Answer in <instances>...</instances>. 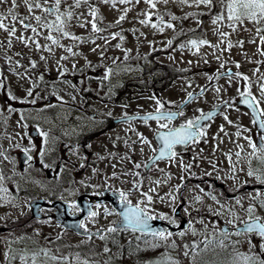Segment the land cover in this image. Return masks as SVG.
Segmentation results:
<instances>
[{
    "label": "rangeland",
    "instance_id": "374dc122",
    "mask_svg": "<svg viewBox=\"0 0 264 264\" xmlns=\"http://www.w3.org/2000/svg\"><path fill=\"white\" fill-rule=\"evenodd\" d=\"M16 3L17 7L14 9L16 14L29 16L23 0H16ZM67 3L71 4L72 0H67ZM11 7V0H5L4 3H0V13L6 15ZM66 7L67 4L62 5V10ZM93 7L98 9V17L105 29L101 34L92 33L90 23L83 28L79 27L75 19L71 21L68 28L74 35L86 38L80 43L84 53L79 56V63H87L91 60L92 62H102L101 64L107 67L105 71L99 66L94 68L100 72L101 82L107 81L113 91L115 90L119 95L125 97L116 104L102 103L101 96H105L107 91L100 86L98 98L101 103L97 104L98 110H106V114L111 115H115L112 114L115 112L117 114L148 112L156 110L157 100L163 101L166 109L177 108L186 100L189 93H197L203 89L204 94L182 110L184 115L180 119L181 122H186L221 103L227 102V105L218 117L205 126L206 135H203V138L195 144L202 148L191 147L192 151L200 153L198 159L202 155V151L205 150V153L212 155V157H207L209 165L211 163L218 164L217 166H213V164L210 166L197 165L194 167V171L192 170L193 173L197 174L201 169L215 170L217 167H223L228 162L225 160L228 159L226 154L232 152L234 155L238 152L239 156H231L232 164L224 166L226 170L221 168L219 172L224 171L221 175L217 173L226 182L228 188L233 189L249 177L245 173L243 176H239L240 172H248L250 168L261 167L255 157L264 156V152L257 148L253 154V148L249 144L244 147L245 151L242 150V134L238 133V128L243 125L252 126V120L248 110L239 106L237 101L239 99L238 90L244 91L246 87L250 86L252 95L260 101V110L264 111V97H261L260 93V85L264 84V55L261 54L264 52V42L261 41L264 30L259 34L256 32L257 27L264 29V22L256 25L245 21L243 25L236 24V30L233 31L228 26L230 22L226 19V9L221 6L219 0H213L211 10L205 5L197 6L193 0H189L187 4H181L179 0H168L167 4L157 3L155 9H150L144 0H140L139 3L132 0L131 3L125 4H120L119 0H116L115 6L112 3H104L103 0H88L87 3H82L79 8H74L73 11L81 19L91 21L92 17L89 12ZM126 9L128 11L125 13ZM146 11L159 13L163 16L165 23L173 24V28H165L161 33L150 25L140 24L139 21L145 19L143 13ZM222 12L225 14V19L214 25L213 17ZM36 14L41 15L39 11ZM122 15L125 16V19L116 24ZM173 16L177 19H172ZM151 22H156V15H153ZM6 23L13 22L8 20ZM109 25L113 26L109 27ZM15 26L20 29V33L30 31H25L21 25L15 24ZM42 31L48 34L46 29ZM115 33H119L124 39L121 40L120 36L113 39L112 36ZM220 33H227V36L222 37ZM52 34L57 36L65 47L51 45V42L44 38L38 37V40H41L42 45L52 48V52H41L40 57L57 54V59L51 63L53 70L56 71L61 67V55L68 53L65 48L71 45L72 40L62 38L57 33ZM105 37L108 38L107 41L104 39ZM7 39L12 40L13 37H9L7 32L0 30V76L6 74L8 78L4 83H0V153H2L0 162L6 167L5 170H8L7 174L12 176L9 165L12 166L14 160L18 163L17 153L19 150L28 151L33 157L40 159L49 153L51 147L62 145L65 141L76 142L77 140L65 136L66 130H69L66 126L68 121L66 119L70 113L66 112L67 110L57 106L59 103L55 101L52 103L51 109L42 106L48 94L59 90L61 86L57 83L55 86L48 84L50 73L39 74L29 80L28 74L24 72L27 76L25 77L20 69L22 65L20 56L18 53L12 52L8 43L4 45ZM202 39L207 40L208 44L199 45L198 51L188 45L191 40H195L199 44ZM170 40L172 41L171 45L168 44ZM228 43L233 45L231 49L228 48ZM118 44L120 47L116 46ZM182 44L186 46L181 48ZM213 45H219V47H212ZM125 49H128L129 52L127 53ZM39 63L45 66V62L39 61ZM153 63L155 65L164 63L169 67H165L163 64L164 66H160L157 71H154ZM141 64L148 70V74L142 69ZM221 64L224 67H221ZM237 64L239 67L236 66ZM109 69L112 70L110 73ZM229 70H232L233 74L231 80L226 75ZM235 73H240L241 76L237 77L234 75ZM106 75L107 79H105ZM41 76H43L42 80ZM243 76L249 77V80H243ZM155 77L159 80L156 81ZM148 78L149 80H147ZM163 79L165 82H162ZM29 90L32 92L31 96L28 95ZM69 94L76 99L72 91H69ZM10 96H14L16 99H10ZM21 101L26 102L22 103ZM10 108L11 111H9ZM225 116L228 117L227 120L224 119ZM262 117L264 120V116ZM78 122L81 123V119H78ZM159 123H165V121ZM159 123L137 124L133 122L131 135H126L130 124L119 125L116 131L111 133L110 142L114 148L130 154L139 164L153 154L152 150L155 147L153 134L160 128ZM168 126H171L170 123ZM221 127H223V131H221ZM33 130L38 131L36 137L30 136ZM41 133H47V143ZM106 135L108 134L106 133ZM145 135L150 144L141 140V137ZM98 141H101V144L107 142L103 137H100ZM42 152L43 155H41ZM214 158H217L218 162H214ZM197 162L198 160H195L193 163ZM144 164L140 163L143 167ZM186 164L187 159L183 155L158 164L155 167L158 171L150 173L148 179L143 183H141V178L143 179L144 169L136 168L131 162L115 161L111 168L118 172L117 185L125 181L127 188L130 189V187L134 188V184H138L132 194V199L136 203L145 200L142 193L154 188L155 192L149 193L153 197L152 202L148 204L145 201L140 205L147 207L152 215L164 213L175 220L173 209L178 204L181 184L185 178L193 175V173L184 172ZM261 171L264 172V168ZM137 173L138 175H136ZM156 181L160 183L157 184ZM259 191L261 195L256 199H253L256 191L246 197L244 199L246 205H244L240 197L235 200L222 199V194L218 190L212 194L216 197L213 200L211 197H206L194 185L185 195L186 200L190 202L185 210L186 216L190 211L199 212L206 207L210 212L202 216L192 215L191 226L183 232V236L178 233L170 236L167 240L159 238L144 240L143 244L148 247V250L151 249L157 254L156 260L167 259V264H193V257L198 252L197 246L207 239L228 241L232 245L233 253L241 257L249 256L264 261V251H261L264 239L258 235H236L235 231L225 235L221 231L223 222L235 225L250 218L248 212L250 206L255 210L253 215L264 220V207H261L260 204V201L264 200V191ZM2 193L4 198L0 206H4V213H0V216L12 219L25 213L26 206L23 201L12 202V198L6 191H2ZM161 197L163 200L160 199ZM237 200L240 202L237 203ZM222 211L225 212L222 213ZM102 216L99 215V217ZM20 231L19 234L8 231L1 236L0 264H33L34 254L36 255V264H66L65 261L59 259L61 257H68L67 264H75L77 254L80 255L81 260H89L90 264H127L129 262L120 254L119 249L114 247L112 236L96 240L95 246H91V248L81 247L55 251L50 247V243L53 242L50 237L59 235V231L53 227L42 226L33 231L22 228ZM123 235L128 236L127 239H129L133 233ZM71 240L73 242L81 241L77 238ZM137 241H140V238L134 237V242ZM42 244L47 246H42ZM154 244L158 247L153 248ZM173 244L175 247L172 246ZM46 247L49 256L58 258L56 261H52L44 255ZM105 247L110 251L105 253ZM5 253L14 258L6 259ZM21 256H24L25 259L21 260Z\"/></svg>",
    "mask_w": 264,
    "mask_h": 264
},
{
    "label": "flooded vegetation",
    "instance_id": "af4514ba",
    "mask_svg": "<svg viewBox=\"0 0 264 264\" xmlns=\"http://www.w3.org/2000/svg\"><path fill=\"white\" fill-rule=\"evenodd\" d=\"M97 75L100 76L99 73H97ZM102 85L108 92H111L110 85L107 81L102 82ZM106 96L107 99H103L102 103L107 104L110 102L111 104H116L124 99L121 95ZM95 99L93 103L88 102L83 107H80L78 111V115L82 120L80 129L83 132L79 141L64 142L62 145L50 149L51 152L44 158L40 157V159L32 158L30 155L24 154L21 163H17V165L12 164V166L9 165V170L13 175H8L7 181L5 180L4 173L5 166L0 162V177H3V179H0V188L7 189L6 192L14 198L13 200L19 201L20 199H24L27 204V210L23 215L13 217L12 219L7 218V216H0V232L9 230L14 231L22 226L31 229L49 224L52 225L54 220L51 216L56 214L59 209L61 211L67 209L69 217H77L79 223L83 222L87 230H105L103 233L105 234L107 233V228L114 227L117 222V213L111 205L110 196L116 193V195L119 196L120 192H124L128 194V200L132 201L133 192L132 189L129 190L127 188L125 181L117 185L118 175L111 167H113L115 161H133V158L126 154L124 150L120 152L121 150L113 147L110 142L111 133L115 132L119 125L130 124V128L126 130V135H131V124L133 122L137 124H146L149 121L132 120L118 122L119 119H123L132 114H117L116 112L112 113L115 115L106 114V110L100 111L97 109V104L101 103V101L98 97ZM83 115H85L86 118ZM184 123L186 122H182V124ZM182 124L180 123L179 125ZM206 124L202 126L204 131L206 130ZM106 133L108 135H106ZM235 133H237L236 130ZM238 133L242 134L241 147H243V151H245L244 147L247 144L250 145L249 138L259 149L260 146L264 144V140L260 139V136L264 135V132L259 131L256 126L248 127L243 125L238 128ZM71 137H73V135H71ZM100 137H103L107 142L101 144V141H98ZM202 137L203 136H201L197 142H199ZM230 140H233V138H230ZM197 142L190 143L186 147H177L175 149L176 156L179 157L183 155L184 158L187 159L186 166L190 165V167H185L184 172L186 173H193L194 167L197 165L204 164L210 166L213 164V166H217L218 164L211 163L209 165L208 158L212 157V155L211 153H205V150L202 151V155L198 159V154L200 153L192 151L191 149V146L202 148L200 145H195ZM232 155V152L226 154L228 159L225 160L228 162L224 164L223 167H217L215 170L201 169L197 174L193 173L192 176L185 178L182 188L178 193L179 199L182 201L186 193L194 185H197L200 190L203 191V194L220 190L225 197H227V194H230L231 199L242 197L248 194V192L256 191H251L253 189L252 187L257 189L259 185L256 183L257 180L255 178L252 179L248 177L244 179V182L237 188L231 190L226 189V191L219 188V185L213 181V179H219L220 182L224 181L220 176L224 171L219 172V170L221 168L226 170L224 166L226 167V165L232 161ZM233 156H237V154ZM29 157H31V159H29ZM229 157L231 159H229ZM195 160H198L196 164L193 163ZM214 162H218V159L214 158ZM154 169L155 167L148 171L150 172ZM244 173L248 176L247 172H240L239 176H243ZM3 198V193L0 191V204ZM32 199L45 201V205H42L41 209H39L35 215L29 208V203ZM97 205H99V207H97ZM188 205L189 202H186V208ZM3 207L4 206H0V213H4ZM106 209L111 211L112 214L105 215ZM90 211H95L98 215L94 218H89L88 214ZM39 213H42L43 217H41ZM193 213L197 214V212ZM193 213H189V218ZM84 214H86L85 217L83 216ZM99 215L103 216L99 217ZM177 219L179 222L180 219ZM68 233L75 234L73 231L61 227V238L67 240L68 237L66 234Z\"/></svg>",
    "mask_w": 264,
    "mask_h": 264
},
{
    "label": "snow or ice",
    "instance_id": "6c2138e0",
    "mask_svg": "<svg viewBox=\"0 0 264 264\" xmlns=\"http://www.w3.org/2000/svg\"><path fill=\"white\" fill-rule=\"evenodd\" d=\"M5 0H0V3H4ZM88 0H72L71 4L67 3V0H23V3L25 7L28 10L29 16H19L16 14L14 9L17 7L16 0H11L12 7L8 10L7 14L5 15L4 13H0V30H3L4 32H7L9 37H16V32L17 28L15 26L16 23H19L21 27L25 30L28 31L30 30L31 33H33V36H29L25 38L23 35L20 37H17L22 43H25L27 46L28 41L31 40L33 43H35L37 50H40L43 48L44 50L48 52H52V48L48 45H41L35 37L38 36H43V38L47 41L51 42V45H55L58 47H65L60 43V39L57 38V36H54L52 33H57L59 34L60 37L62 38H68L71 39L74 42H81L86 40V38L74 35L72 32L68 30L71 21L75 19L77 25L81 28L85 27L87 24H91V32L92 33H99L101 31H104V29L98 27L97 25V20L99 19L98 17V9L96 8H91L89 15L92 17L91 21H88L86 19H81L80 16H76L74 14L73 9L74 8H79L82 3H87ZM104 3H112L113 6H115L116 0H103ZM132 0H119L120 4H125V3H131ZM140 0H136V3H139ZM189 0H179V3L181 4H187ZM193 2L199 6V5H205L207 6L210 10L213 7V0H193ZM221 6L226 9V19L230 22L229 27L233 29V31L236 30L235 25L240 24L243 25L245 21L251 22L256 25H260L261 22H264V0H219ZM144 3L149 6L150 9H155L157 6V3H164L167 4L168 0H144ZM67 4V7L62 10V5ZM39 11L41 15H37L36 12ZM128 10H125V13ZM145 19H142L139 21L140 24L142 25H150L153 29L163 32L165 28H173L172 23H165L164 18L162 15L159 13H152L150 11H146L143 13ZM153 15H156V22L152 23V17ZM170 15V14H169ZM190 15H195V14H190ZM51 17V19H49ZM125 19V16L122 15L120 16L119 20L116 21V24H119L121 21ZM172 19H177L175 16L172 17ZM225 19V14L222 12L221 14H218L213 17L212 23L214 25L218 24V22L223 21ZM11 20L13 23L9 24L6 23V21ZM31 21H35V24H33ZM113 25H109V27H112ZM46 29L48 31V34L46 36L43 35V32L41 30ZM262 30V28L257 27L256 32L259 34ZM222 37L227 36V33H220ZM116 36H120L119 33L113 34L112 38L115 39ZM106 41L108 38H104ZM120 39L123 40V36H120ZM261 41L264 42V36L261 37ZM94 42V41H93ZM223 42V41H221ZM242 43V42H241ZM168 44L171 45L172 41H168ZM208 44L207 40H200L199 44L195 40H191L188 42V45L191 47H194L199 50V45H204ZM9 47H11V39L8 41ZM73 46H68L65 48V50L70 54V55H78V53L73 52ZM117 47H120V45H116ZM186 45H180L181 48H184ZM212 47H219V45H213ZM233 45L231 43H228V48L231 49ZM95 51V49H93ZM264 55V52L261 53ZM62 60L68 59L67 56L61 57ZM41 60H45L44 56H41ZM59 63V62H57ZM35 62L32 63V67H35ZM239 67V64L236 65ZM75 67V65H73ZM221 67H224L223 64H221ZM109 73L112 71L111 69L108 70ZM61 75L64 73L61 72ZM219 75V74H218ZM229 80H231L232 73H227ZM237 77H240V73H235ZM243 80L248 81L249 77L243 76ZM40 79H43V76L40 77ZM105 79H107V75L105 76ZM209 79H212V77H209ZM219 91V89H217ZM260 93L261 97H264V84L260 85ZM28 95L31 96L32 92L31 90L28 91ZM189 95V101H185V103L190 102V98L192 96L191 93ZM238 95L241 98L240 103L243 105H246L248 108L252 110L253 114V120L252 123L254 125L258 124L259 129L261 132H264V120L260 119V116H264V111L260 110V101L257 100L255 96L252 95L250 86L246 87L244 91H239L238 90ZM10 99H16L14 96H10ZM73 99H75L73 97ZM26 102V101H21ZM34 102V101H33ZM157 103V108L155 110V114H149L147 117L143 118L145 122L147 120H156L158 123L160 121H166L165 123H159V127L162 129H168L166 132H157L156 137L157 140L160 143V148H159V154L154 157L155 160H162L165 158L168 159H173L176 156L175 151L173 150L176 145H186L188 143H193L197 142L199 138L203 135H206L204 129L200 125L201 120H210L214 113H208V114H202L199 117H196L194 119H189L186 121V123L182 124L178 128H169L168 122H171L177 115H183V112L180 111L179 113H173V112H164L161 109L163 108V104L159 100L156 101ZM227 104V102H225ZM12 109L10 108L9 111ZM110 115V114H109ZM225 120L228 119L227 116L224 117ZM231 123V121H229ZM221 131H223V127H221ZM45 137V143H47V133H41ZM261 140H264V135L260 136ZM141 140L144 143H149L146 139L141 137ZM249 143L250 146L253 148V154H255L257 150L256 144L252 143L250 138H249ZM155 152L156 150L153 149ZM259 151L264 152V144L260 146ZM2 155V153H0ZM43 155V152L41 153ZM237 156H239V153H237ZM31 159V157H29ZM229 159H231L229 157ZM260 168L257 169H249L247 172V175L249 177H255V179L260 183L264 184V172L261 171L262 168H264V156L257 157ZM47 166V165H46ZM136 168H140V164L135 165ZM147 167V165H145ZM185 167H190V165L185 166ZM138 175V173L136 174ZM210 175V174H209ZM0 179H3V177H0ZM155 183L159 184V181H156ZM136 187L137 185H133ZM0 191H7V189L0 188ZM150 192H155L154 188H150L148 192L142 193V195L145 197V200L138 202L135 206H132V203L130 200H128V194L124 192H120V201L123 205H125L124 210L119 213V215L122 218L124 228L123 230L127 231L128 229H131L133 232L135 231H141L145 233H151L153 237L159 238L160 240H167L170 236L173 235L172 232L166 231L163 229H153L152 226L150 225L149 221L152 220H165L168 221L171 224H176V221L169 217L167 214L160 213L158 215H152L149 214V211L147 207H141L140 204L145 203V201L150 204L153 200V197L149 194ZM261 195V192L259 190H256L255 196H253V199H256ZM213 200L216 199L215 196H211ZM163 200V197L160 198ZM173 199H175L173 197ZM197 199H199L197 197ZM240 201L237 200V203ZM261 207H264V200L260 201ZM99 207V205H97ZM175 211V209H173ZM254 208L249 207L248 212L250 215V221H245L244 222V229H243V234H248V233H254L258 235L261 239H264V223H261L260 220L261 218L258 216H254ZM112 212L109 210H105V215H111ZM89 218H94L98 215L97 212L95 211H90L89 212ZM219 215V213H217ZM229 223H232V221H229ZM190 222H189V227H190ZM77 227L84 229L87 231V228L83 222L79 223ZM99 231V230H98ZM108 233H114L117 232L118 229L116 227H109L106 230ZM181 236L184 235L183 232L179 233ZM227 235V233H224ZM241 232H237L236 235H241ZM100 239H106L104 235L100 236ZM175 247V244L172 245ZM153 248L158 247V245L154 244L152 245ZM110 249L105 247L104 252L107 253L109 252ZM261 251H264V245H261ZM5 258L6 259H12L14 257H9L8 253H5ZM44 255L52 260L56 261L58 258L56 256H49L47 252L44 253ZM187 255V253H185ZM21 260H24L25 257L21 256ZM63 261L68 262V257H61L59 258ZM244 264H264V261H258L254 257H249V256H244L242 257ZM33 264H36V255L34 254L32 257ZM75 264H90L89 260L84 259L81 260L80 255L77 254L75 256ZM150 264H167V259L165 260H154L151 261ZM233 264H236L234 261Z\"/></svg>",
    "mask_w": 264,
    "mask_h": 264
},
{
    "label": "trees",
    "instance_id": "16d2710c",
    "mask_svg": "<svg viewBox=\"0 0 264 264\" xmlns=\"http://www.w3.org/2000/svg\"><path fill=\"white\" fill-rule=\"evenodd\" d=\"M137 244L142 250H139L137 246H133L131 251H132V256L139 257L144 253V250L147 249H144L140 243ZM217 249L218 251L215 252V250ZM202 252L204 254L197 255L194 259L193 264H223L224 263V258L222 257L224 252L223 245L220 246V244H218L217 242H208L207 247ZM213 253L214 255H218V256H212Z\"/></svg>",
    "mask_w": 264,
    "mask_h": 264
},
{
    "label": "water",
    "instance_id": "95a60500",
    "mask_svg": "<svg viewBox=\"0 0 264 264\" xmlns=\"http://www.w3.org/2000/svg\"><path fill=\"white\" fill-rule=\"evenodd\" d=\"M192 98V97H191ZM239 104L240 105H243V104H241L240 102H239ZM244 106H246V105H244ZM247 107V106H246ZM219 107H217L216 109H214V110H212V111H210V112H208V113H214V115L215 114H217L218 113V111H219ZM250 109V108H249ZM251 110V109H250ZM251 112H252V110H251ZM207 113V114H208ZM155 161V160H154ZM124 208H125V206L124 207H122V208H120V212H122L123 210H124ZM180 210V207L177 209V214H178V211ZM149 223H150V225L152 226V228L155 230V229H163V230H166V231H170V232H172V233H174V232H177V231H179V230H181V229H186L187 228V224H186V221L184 220L182 223H181V225L180 226H178V227H174V226H172V225H170V224H167V223H165L164 221H162V220H159V219H157V220H152V221H149ZM240 230H243L244 229V227H241V228H239Z\"/></svg>",
    "mask_w": 264,
    "mask_h": 264
}]
</instances>
